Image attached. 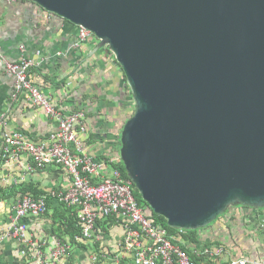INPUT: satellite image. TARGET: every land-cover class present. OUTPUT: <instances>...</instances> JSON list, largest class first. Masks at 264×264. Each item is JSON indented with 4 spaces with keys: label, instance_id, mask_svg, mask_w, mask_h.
I'll use <instances>...</instances> for the list:
<instances>
[{
    "label": "water",
    "instance_id": "obj_1",
    "mask_svg": "<svg viewBox=\"0 0 264 264\" xmlns=\"http://www.w3.org/2000/svg\"><path fill=\"white\" fill-rule=\"evenodd\" d=\"M91 30L135 103L120 157L150 214L264 207V0H21Z\"/></svg>",
    "mask_w": 264,
    "mask_h": 264
},
{
    "label": "crops",
    "instance_id": "obj_2",
    "mask_svg": "<svg viewBox=\"0 0 264 264\" xmlns=\"http://www.w3.org/2000/svg\"><path fill=\"white\" fill-rule=\"evenodd\" d=\"M77 33L78 27L30 2L0 0V46L5 54L17 60L21 46L25 45V53L33 62V78L45 95L66 115L85 112L90 127L85 146L91 155L121 160V132L133 105L132 93L110 50L102 47L96 37L75 47ZM14 83V76L0 63V156L5 134L15 131L40 141L58 126L26 93L16 95ZM16 163L0 162V186L23 176L26 179L23 184L33 183L44 192L63 191L70 185L69 174L57 164L38 169L33 160H23L20 169ZM13 214L11 202L0 203L1 234L7 231ZM73 218L72 209L51 199L48 212L29 221L28 237L39 242L47 255L57 239L70 242L68 264H89L95 252L103 264H134L119 251L124 235L121 226L104 230L101 222L93 241L76 244L65 233L66 224ZM58 230L64 232L62 238L56 233ZM199 239L197 246H189L191 251L218 245L227 250V255L218 260L207 258V264H229L243 258L250 264L259 262L264 259V207H231L211 225L201 228ZM0 252L11 264H21L24 260L14 239L0 241Z\"/></svg>",
    "mask_w": 264,
    "mask_h": 264
},
{
    "label": "built area",
    "instance_id": "obj_3",
    "mask_svg": "<svg viewBox=\"0 0 264 264\" xmlns=\"http://www.w3.org/2000/svg\"><path fill=\"white\" fill-rule=\"evenodd\" d=\"M93 37L96 36L91 30L78 27L74 45L79 48ZM25 49L26 46L22 45L20 57L12 60L0 46V63L8 74L14 76L16 95L26 93L35 106L42 108L57 121L58 126L40 141L15 131L5 134L0 162H17L20 169L23 160H33L38 169L57 164L67 171L71 182L66 190H51L46 192L47 196L39 199L31 194L21 195L13 205L14 214L7 231L0 233V241L16 240L20 255L23 259L27 258L28 264H68L70 242L57 239L55 247L47 255L41 244L32 241L27 235L29 221L48 212V199L51 198L74 211L82 228V236L76 237L78 242L93 241L98 234L99 223L115 218L116 225L124 231L119 251L125 253L134 264H195L182 246L175 243L178 237L147 215L146 208L135 196L133 181L125 178L116 166L120 159H98L91 155L85 146V138L90 131L85 112L75 111L66 115L53 99L45 95L33 78V62ZM113 58L119 65L115 56ZM25 180L23 176L8 185H20ZM178 239L181 241L182 238ZM182 245L190 251L192 249L189 246H197L196 243L185 241H182ZM192 252L198 257L216 260L227 255L226 248L221 245L201 251L195 248V252ZM98 263L99 254L95 252L89 264ZM229 264L250 263L243 258L230 261ZM254 264H264V259Z\"/></svg>",
    "mask_w": 264,
    "mask_h": 264
},
{
    "label": "trees",
    "instance_id": "obj_4",
    "mask_svg": "<svg viewBox=\"0 0 264 264\" xmlns=\"http://www.w3.org/2000/svg\"><path fill=\"white\" fill-rule=\"evenodd\" d=\"M65 22H67V21H65ZM67 23H69V22H67ZM70 25H72V24H70ZM72 26L74 27V25H72ZM124 77H125V75H124ZM125 80H126V77H125ZM127 88L130 89L129 86H127ZM116 166L121 170L122 175L125 178H130L129 174H128L127 170H126V167L124 165V162L122 161V159L120 160V162H118L116 164ZM134 193H135V196H136L137 200L139 201V203L146 208L147 215L151 216L154 219L156 224L167 228L172 235H174V236H176L178 238H182L181 241H179V239L177 238L175 243L182 246V248L190 255L191 260L195 264H207L206 263L207 262V260H206L207 258L198 257L196 254H194L192 251H190L187 248V246L182 245V241L199 244L200 243L199 230H192V231L185 230L184 233H181L180 230H177V229L169 227L167 221L163 218V216L161 217V215H159V214H155L154 215V213L150 214V212L148 211L147 203L142 199L141 194L136 189L135 185H134ZM26 194H31L34 198H38V199L43 197V196H47L46 192L40 190L38 188V186H36L33 183L20 184V185L0 186V203H9V202H11V205L13 207V205L16 202V200L21 195H26ZM48 200H49L48 201V204H49L50 201H51V198L48 199ZM116 222L117 221H116L115 218H109V219H107L105 221H102V223L104 224V230H110V228L116 226V224H117ZM66 225H67V230L65 231V233H67L68 235L71 236V240L74 243L79 244L78 241L76 240V237H81L82 236V228L79 225L78 220L76 218H73L72 220H69L68 224H66ZM61 232H62V234H61ZM56 233L59 235L60 238L63 237V233H64L63 231L58 230V231H56ZM0 264H11V263H9L8 261H6L4 259V257L1 254V252H0ZM21 264H28V263L24 259L23 261H21ZM98 264H103V263L100 262Z\"/></svg>",
    "mask_w": 264,
    "mask_h": 264
},
{
    "label": "rangeland",
    "instance_id": "obj_5",
    "mask_svg": "<svg viewBox=\"0 0 264 264\" xmlns=\"http://www.w3.org/2000/svg\"><path fill=\"white\" fill-rule=\"evenodd\" d=\"M134 109H135V103H134V100H133L132 108L130 107L129 111H128L129 116H131L134 113ZM239 206H241V205H239ZM27 235L28 236L30 235L29 232H27Z\"/></svg>",
    "mask_w": 264,
    "mask_h": 264
},
{
    "label": "flooded vegetation",
    "instance_id": "obj_6",
    "mask_svg": "<svg viewBox=\"0 0 264 264\" xmlns=\"http://www.w3.org/2000/svg\"><path fill=\"white\" fill-rule=\"evenodd\" d=\"M231 207H234V206H231ZM231 207H230V208H231Z\"/></svg>",
    "mask_w": 264,
    "mask_h": 264
}]
</instances>
